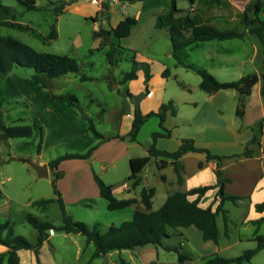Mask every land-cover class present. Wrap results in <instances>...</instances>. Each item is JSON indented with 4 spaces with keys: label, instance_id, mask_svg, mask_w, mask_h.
Here are the masks:
<instances>
[{
    "label": "rangeland",
    "instance_id": "374dc122",
    "mask_svg": "<svg viewBox=\"0 0 264 264\" xmlns=\"http://www.w3.org/2000/svg\"><path fill=\"white\" fill-rule=\"evenodd\" d=\"M47 1L57 3L61 0H39L38 5L45 4ZM63 1L66 0L61 2ZM94 1L77 0L75 4L66 9L65 13L59 14L60 18H57L53 10L50 12L45 10L28 11L15 0H3L4 6L10 7V9L0 12V37H12L40 53L69 55L75 58L80 66V73L53 79L50 87L53 92L56 89L64 96H76L83 112L93 120L97 131L107 139L126 131V124H123V115L121 114L129 112L131 106L128 102L133 104V100L128 98V95H124L128 89L120 83L124 76L132 70L133 61L138 62L140 57L152 60V64L148 63L151 65L153 76L156 77L153 84L155 99H160L163 96L165 103L178 101L176 95L181 94L178 81H184L193 88V92L190 93L193 97L205 96L199 87L200 77L192 71L176 66V60L172 55L169 27L161 28L166 31L154 27L151 10L154 6H158L156 2L151 5L129 4L120 11L113 7L122 5L117 0ZM108 1L110 2L109 13L103 10V5ZM159 1L161 10L156 15H159L158 18H165L172 8V3L169 1V10V7L166 6L167 0ZM202 1L199 0V2ZM176 3L180 9L190 7L188 0H176ZM218 3L220 4L221 1ZM59 5L60 3L56 6ZM137 15H141L142 19L133 28L128 38L121 40L111 38L104 43H100L94 38V34L99 29L111 31L113 25L120 19ZM175 17L185 21L189 15L182 11ZM261 18L264 16L261 15ZM137 19L139 20V18ZM56 21L58 22L56 23ZM3 22L19 23L28 26L31 30L7 28L2 25ZM202 22L192 20V24L196 25H201ZM240 23V25L231 26L227 30L241 32L245 25L244 20ZM54 24L58 30V39L47 42L45 38L50 34ZM235 42V44H239L238 41ZM257 47L258 50L250 44H246L245 47H238V45L228 47L232 55L246 61L240 65V69L235 72L232 70L230 74L216 79L220 82L230 83L254 74L256 71L260 74L262 71L260 56L263 47L260 42ZM109 52L114 54V65H111L108 60L107 53ZM194 52L193 55L188 52L187 56L181 54V58L186 63L194 64L211 73L208 69L209 62L205 60L203 51ZM162 66H166L173 74L172 78L168 80V84L161 83L158 78V72ZM177 68H179V72L175 73ZM141 69L143 70V68ZM33 74L34 71L31 69L17 67L6 74L0 84V98L3 102L5 123L11 126L19 122L21 125L31 126L34 131V135L29 139H11L8 145L0 142V222H10L17 236L24 237L30 243L36 244L39 235L27 222L29 215L37 217L42 222H51L57 226L63 223L62 212L57 201L51 203L44 212L33 207L35 201L57 200L52 185L55 179L54 174L41 179L30 165V162L38 160L41 129L43 130V159L48 161H53L66 154L85 155L92 147L98 146L100 141L90 132L88 123L81 117V112L78 109H72L73 111L70 113L58 108H53L51 113L47 111L45 106L49 103L41 95L43 92L41 86L33 81ZM83 76L91 80L83 82ZM116 85H118V89L114 90ZM257 85L262 88V81ZM141 86L142 84L138 83L134 89L139 90ZM229 92L230 95L222 96V100L227 103L220 111V114H226L228 117L232 113V108L239 104V94L233 95L234 91ZM259 100L264 104L261 92L258 97L253 89L251 96L246 100V112L248 109L250 112L246 122H250L258 116ZM153 102L150 101L148 107L153 106ZM75 114L78 118L75 117ZM215 130L222 131L223 128L219 127ZM161 131L160 119L152 117L142 126L137 142L133 143L128 140L123 146L121 142L112 138L94 153L93 158L62 163L60 170L64 173V177L58 183V191L62 195L67 212L75 221L85 223L90 227L98 226L102 232H105L112 225L120 226L122 223L132 220L135 213L134 207L120 211L108 210V202L100 197L94 176H99L107 185L113 186L117 199L134 198L136 193H128L123 186L125 183L128 184L127 179L131 174L129 157L147 156L149 148L154 144L153 134ZM227 131L235 130L229 128ZM238 132L243 134L253 132L254 141L246 145V148L251 150L252 146L260 143L261 137L264 139V119L254 127L244 128L242 126ZM171 142L168 139L162 144ZM94 158L95 161L89 163ZM20 160H24V162ZM113 161L116 162L112 164ZM183 162L191 180L195 179V182L190 184L201 182L219 186L225 178L223 172L219 178L217 172L211 168H208V171L199 177L196 155L185 158ZM208 166L211 167V165ZM249 169L252 170V173H248ZM242 172L246 175H244L245 180L234 176L236 173L241 174ZM227 173L236 179L234 185L228 187V192L245 196L254 187L250 177L254 178L256 174H260V170L257 163H251L243 165L242 168L228 170ZM141 183V186L137 188V195H140V191L144 187L155 188L157 191L153 200V211L159 210L168 195L173 194L181 187L177 183L174 169L159 170L157 159L154 158L146 167ZM211 194L213 195L207 199L204 206L217 209L218 192ZM245 204V201H242L240 207H235L231 202L226 204L232 220L229 224V237L225 236L222 215L218 216L221 234L220 245L203 241L201 233L194 227L177 230V234L170 229L171 238L164 240V247L157 248L160 252L158 260H155L156 247L146 246L134 251H114L94 260L92 264H118L121 258L131 264H206L205 257L215 254L226 258H237L245 251L257 246L255 241H251L256 234L257 226L240 225V221L248 215ZM258 234L264 236V224L259 227ZM166 247L178 248L180 254L189 259L180 263L179 254L167 251ZM94 251V245H88L86 238L81 235L55 233L42 249V260L43 264H86L91 260ZM24 264H31L26 256H24ZM245 264H264V252L250 263Z\"/></svg>",
    "mask_w": 264,
    "mask_h": 264
},
{
    "label": "trees",
    "instance_id": "16d2710c",
    "mask_svg": "<svg viewBox=\"0 0 264 264\" xmlns=\"http://www.w3.org/2000/svg\"><path fill=\"white\" fill-rule=\"evenodd\" d=\"M18 4L24 6L28 11H40L36 5L37 0H15ZM121 4H136L147 0H117ZM220 2L221 0H214ZM77 0H68L60 3L53 11L56 17L59 14L65 13L67 7L75 4ZM190 5L195 4V0H188ZM172 8L169 14L163 18H158L159 28L169 27V34L172 46V55L176 60V66L184 68L188 71L194 72L201 79L200 89L208 95H215L221 91H236L239 94V104L236 110V115L243 119L246 113V100L251 96L254 87L262 81L261 96L264 100V20L261 15L264 13L263 0H251L246 7L244 23L247 32H238L235 30H221L212 25H196L192 24V20L187 17L176 18L175 15L181 13L182 10L177 8L176 0H171ZM54 6L49 3L48 7ZM9 9L4 6L3 0H0V12ZM105 12L110 11V2L103 5ZM110 16L108 15V18ZM57 23V21H56ZM138 24L135 17H127L121 21L116 28L111 31L99 29L95 34V39H102L106 42L113 38L116 40L128 38L133 28ZM187 24V25H186ZM2 25L7 28L16 30L30 31L31 28L23 26L19 23L3 22ZM188 33V34H187ZM255 37L263 47L260 56V65L262 67L261 73H254L242 77L236 82H220L216 77L209 73L206 69L186 63L179 53L187 48H193L200 44L211 41H233L243 40L246 36ZM58 39V30L56 24L51 28L50 34L45 38L47 42ZM108 60L111 65H114V54L107 53ZM144 66V67H143ZM21 67L31 69L34 71L32 76L33 81L43 88H48V81L67 77L71 74L80 73V66L77 60L69 55H53L47 53H40L32 47L15 40L12 37H0V84L6 74L11 72L14 68ZM143 68L145 74V90L141 94L134 96L128 90V98L133 100L134 104V120L132 128L126 136H117L115 139L122 141L129 140L130 142H137L138 135L142 126L152 117L160 119L161 132L153 134L154 144L149 148L148 155L145 157L133 158L130 160L131 174L127 181L131 184V189H136L141 185L142 173L150 164L152 158L161 159L159 169L164 170L171 165L177 175V183L182 185L184 182L185 166L182 159L189 153L202 154L206 156L207 162H216L217 174L220 178L222 175V165L226 160L251 158L252 150L246 148L243 154L232 156H219L212 154L208 149H202L195 146L193 140H183L180 148L175 152L161 151L156 147V142L160 138H170L171 132L164 127L166 116L169 111L176 115V109L172 101L163 104L157 112H150L143 114L140 104L150 95L149 82L153 75L151 67L148 63H138L133 61L132 70L127 73L121 85L126 86L129 82L138 79V70ZM162 77L167 79L170 77V70L166 69ZM86 76L82 77L83 82L90 81ZM69 107L76 108L81 112L82 118L88 123L90 132L100 141L98 146L92 147L85 155L82 154H66L58 157L50 162L55 179L52 183L54 193L57 200H40L33 203L39 211H46L48 206L57 201L59 203L63 223L60 226L54 225L51 222H42L37 217L29 215L27 222L38 232V241L36 244L30 243L26 238L17 236L13 225L10 222H0V244L8 248L7 254H0V264H3L7 258L8 264H20V251H32L37 259L40 261V250L45 242L50 238V232L66 233L68 235H81L86 238L87 244L94 245L95 251L91 260L86 264H92L94 260L100 259L111 252L118 251H134L138 248L146 246L162 247L163 241L170 238L169 229L177 230L179 228L195 227L202 234V239L205 242H213L216 245L220 241V230L218 226V216L222 215L225 225V236H229L228 226L229 217L227 211L224 209L226 202H231L237 205L241 200L240 197L230 196L225 193V186L230 180L223 179L219 186H206L193 188L187 192L177 191L171 194L164 205L157 211L152 210L153 199L156 196L155 188H143L140 194V202L137 199H117L113 193V187L107 185L99 176L95 175L94 179L99 189V195L102 199L108 202L109 211H120L136 206L140 203L143 209H136L131 221L122 223L120 226L112 225L105 232H102L98 226L90 227L85 223L75 221L73 217L67 212L62 195L58 191V182L64 177V173L59 169L61 164L70 160H89L94 153L99 149L100 145L110 141L105 138L96 129L93 120L83 112L80 102L74 95L54 96ZM34 135L33 128L27 125H21L19 122L8 126L4 121L3 102L0 98V142L8 145L11 139H29ZM254 141V140H253ZM43 144V130L41 129V140L38 145V153L41 152ZM170 161V163H169ZM198 169H204V163H198ZM165 180V177H163ZM218 190V197L220 203L216 211L211 207L202 208L200 206L201 198L214 189ZM191 197H196L195 200L190 201ZM257 213H264V202L255 206ZM257 226L254 241L257 243L256 248L245 251L237 258H226L217 254L205 257L206 264H245L250 263L261 251L264 250V236L258 234L259 227L264 223V218L253 221ZM169 252H176L179 254V262L184 263L189 258L180 254L178 248H167ZM118 264H130L127 260L121 258Z\"/></svg>",
    "mask_w": 264,
    "mask_h": 264
},
{
    "label": "crops",
    "instance_id": "0c3cea01",
    "mask_svg": "<svg viewBox=\"0 0 264 264\" xmlns=\"http://www.w3.org/2000/svg\"><path fill=\"white\" fill-rule=\"evenodd\" d=\"M38 1L39 0H37L36 5L40 8L41 11L45 10L47 12H50L51 10H53L56 7L57 4L61 3L62 0L60 2H57V3L52 2V1H47L45 4H41V5H38ZM66 1H68V0H66ZM169 1L171 2V0L166 1V6H168V7H169ZM250 1L251 0H221V3L219 4L218 2H216L214 0H203L202 2H199V0H195V4L190 5V7L188 9H180L178 6H177V8L179 10H182L184 14L189 15V17L192 20L198 21V22L203 21L201 23V25H212L218 29L227 30V28H229L231 26H237V25L241 24L240 22L242 20H244V18H245L246 7L250 3ZM50 2L53 3L54 6L48 7V4ZM94 2H96V0ZM153 2H156V4L158 5V6H154L153 9L151 10V13L153 14V16H152L153 21H154L153 23H154V27L156 29L160 30L161 28H159L158 22H157L159 15H156V13H158L161 10V7L159 5L160 1L159 0H147L144 2L136 3V4L151 5V3H153ZM93 4H95V3H93ZM127 5H129V4H122L120 7H118V5L113 6V7L117 8V10L121 11V10L125 9V7ZM158 8H160V9H158ZM9 9H10V7H9ZM100 9H99V11H100ZM169 10H170V7H169ZM262 15L264 16V13ZM57 18H60V17H57ZM135 18L136 19L139 18V20L137 19L138 23L142 19L141 15H137ZM111 19H112V17H111ZM125 19H120L116 24L113 25V29L116 28L117 25ZM262 19L264 20V18H262ZM161 30H164V29H161ZM164 31H166V30H164ZM241 32H247L245 25H243ZM97 40H99V42L102 43V39H97ZM235 41H238L239 44H235L236 43ZM258 42L259 41L255 37H252L249 35L246 36L245 39H243V40H233V41H226V42L211 41V42H206V43L200 44L199 46H196L193 48H187V49L183 50L182 52H180L179 56L181 57V54H183L184 56L185 55L187 56L188 52L191 53V55H193L195 53L194 51H203L202 52L203 56H204L205 60H207L209 62V65H210V67H208L209 71L216 78L224 77L227 74H230L232 70H233V72H235L236 70L240 69V65L242 63L244 64L246 61V60H241L240 58H237L236 56L232 55L231 50L228 47H230L232 45H238V47H240V46L245 47L246 44H250L254 47V49L258 50V47H257ZM138 62H140V63H143V62L148 63L149 62L150 64H152V60L149 58H146V57H140L138 59ZM150 67H151V65H150ZM166 69H168V68H166V66H162L158 72V78L160 79V82L163 84L164 83L168 84L169 83L168 80L170 78H172V76H173V74L170 72L169 78H167V79L163 78L162 74ZM178 69L179 68L176 69L175 73L179 72ZM151 72L153 73L152 70H151ZM255 73H258V72L256 71ZM176 77H177V75H176ZM155 79H156V77L153 76L152 80L149 82V86H150V90H151L149 97H147L141 103V110H142L144 115H146L150 112H157L163 104H166L163 96H161L160 99H155V93L153 91V84H154ZM51 81L52 80L48 81L49 87L47 89L41 87L42 91H43V92H41V95H43V97H45L47 100L46 102L49 103V105L45 106L47 111H49L51 113L53 108H58L61 111L70 113L71 111H73L72 109H76V108L69 107L67 104L55 99L54 96H64V95L58 93V91H56V89L54 92L52 91V89L50 87L51 83H52ZM144 81H145L144 71L142 69H139L138 70V79L135 81L129 82L126 85V89H128V91L131 94H133L134 96H137V95L142 93L143 89H145ZM138 83L142 84V86L139 90H135L134 86L137 85ZM178 83L181 87L180 88L181 92L179 91L181 94L176 95V98L179 99L178 101H176V102L172 101L174 103V106L176 109V115H173V113L171 111H169L167 113L166 121L164 123V127L171 132V137L158 139L156 142V147L161 151L175 152L180 148L183 140L189 139V140H193L195 142L196 147L202 148V149H208L214 155L232 156V155L243 154V152L245 151L246 145L249 142L253 141L254 134H253V132L243 134V133H239L238 130L242 126H244V128L254 127L255 124H257L260 120L264 119V104H262V102L259 100L258 106H257L258 107V116L255 117L252 121L246 122V120L248 119V116L250 115L249 109L245 113V117L243 119L239 118L236 115V110H237L238 106H235L232 108V113L229 117L226 114H224V115L220 114V111L225 107V104L227 103V101L222 100V96L223 95H230L229 91H221L215 95H208L204 92L205 96L200 95L199 98H197V97H193L192 94H190L191 92H193V88H191L189 85H187V83H185L184 81H182V82L178 81ZM200 84H201V82H199V87H200ZM260 89L261 88H259L258 85H256L254 87L255 94L258 97H259V92H261ZM236 93H238V92L234 91L233 95H236ZM150 101H154L153 106L148 107V103ZM128 103L131 106L129 109V112L127 114H121V115H123V124L124 123L126 124V131H124L121 134L116 135L115 137H112L113 139L116 138L117 136H126L132 128V123L134 120V109H135V107L130 101ZM75 117H77L76 114H75ZM219 127H222L223 130L222 131L221 130H215L216 128H219ZM229 128H233L235 131L228 132L227 130ZM112 138H110V139H112ZM168 139L170 141H172L170 144H162L163 141L168 140ZM114 140L121 142V144L123 146L125 145L126 142H128V140H126V141H122L120 139H114ZM10 141L11 140H9V142ZM259 142L260 143L251 147V150L253 152L251 158H244L243 157V158H239V159L226 160V161H224V163L222 165V172L225 176V179L230 180V182H228L225 186V193L227 195H230V196H236V197L241 198V200H239L237 202V205L233 204L235 207H240L242 205V201L246 202L245 206L248 209V215L240 221L241 226L250 225V224L254 225L252 223L253 221H257V220L264 218V213H257L255 210V206L257 204L264 202V139H263V137H261ZM103 144H101L100 147L103 146ZM43 155H44V151L42 148L41 152L38 153V160H35L33 162H35L39 165H48L49 177H50V175L53 172H52L51 168L49 167V164L52 161L44 160ZM192 155H196V160L198 161V163L199 162L204 163V169L203 170H199V169L197 170L199 177H201V174L206 173L208 171V168H211L212 170L217 171L216 162H212V161L207 162L206 156L202 155V154L189 153L183 157L182 163L184 164V162H183L184 159L189 157V156H192ZM131 159H133V158L129 157V162ZM114 160H116V159H114ZM94 161H95V158L90 160L89 163H93ZM114 162H116V161H113L112 164H114ZM160 162H161V159H157V167L159 166ZM169 163H170V161H169ZM251 163H257L258 169L260 170V174H256V176L254 178H253V176L250 177V178H252L251 179L252 182L251 181L250 182L254 185L253 190L245 196L237 194V193H229L228 187L234 185V183L236 182V179L234 176H236L240 180L241 179L245 180L246 175H245V173L242 172L241 174L236 173L234 176H232V175L228 174L227 171L231 170L233 168H239V167L242 168L243 165L251 164ZM208 165H211V167H209ZM61 166H62V164H61ZM61 166H60V168H61ZM169 168H173V167L171 165H169L166 169H169ZM166 169H164V170H166ZM161 171H163V170H161ZM144 172H145V170L143 171V173L141 175L142 181L144 178ZM248 173H252V170L249 169ZM184 176H185L184 182L181 185L180 189L177 191L187 192L193 188L213 186V185H208L207 183H201V182L190 184L191 182H195L194 181L195 179L193 181L191 180V177L187 173L186 167H185ZM60 181L58 183H60ZM123 186L125 187V190L128 193H130V192L136 193V196L134 198L131 197L129 199H137L140 202V195H137V188L131 189V184L129 182H128V184L125 183ZM144 188H146V187H144ZM142 190H143V188H142ZM218 190L219 189L217 188L216 190L210 191L204 197H202L201 201H200V206L202 208H208L209 206H204V204L207 203V199H209L211 197V195H213L211 193H213V192L217 193ZM141 191H140V194H141ZM177 191H175V192H177ZM113 193H114V187H113ZM156 194H157V191H156ZM114 195H115V193H114ZM169 196L170 195H168V197ZM167 198H166V200H167ZM195 199H196V197H191L190 201H193ZM219 203H220V199H219V202L217 203V205ZM227 203H230V202L225 203L224 209L228 213L229 224H230L232 222V220H231V215L229 214V210H227V208H226ZM133 207L135 208V211L137 208L143 209V206L140 203H138L136 206H133ZM152 210H153V206H152ZM213 211H216V209H213ZM222 220H223V217H222ZM254 226H256V225H254ZM180 229H185V228H179L177 230H180ZM224 229H225V225H224ZM177 230H173V232L177 234V232H176ZM219 230H220V228H219ZM228 231H229V235H230V227L229 226H228ZM168 232L170 234V229ZM55 233L56 232L51 231L50 232V238ZM50 238H49V240H50ZM254 238H255V236H254ZM254 238L251 239V241H254ZM49 240L47 242H49ZM47 242L44 243V245L42 246V248L40 250V261L42 264L44 263L42 260V249L44 248V246ZM209 242H211V241H209ZM220 244H221V238H220L218 245H220ZM164 246L165 245H164V241H163L162 247H164ZM157 248L158 247L155 248V260H158L159 253H160ZM169 248H172V247H169ZM263 252H264V250L261 251L257 256L261 255ZM7 253H8V248L5 246H2L0 244V254H7ZM19 256H20V260H21L20 264H24V256H26L30 260L31 264H38L37 259H36L35 255L32 251H25V250L20 251ZM3 264H8L7 258H5Z\"/></svg>",
    "mask_w": 264,
    "mask_h": 264
},
{
    "label": "water",
    "instance_id": "95a60500",
    "mask_svg": "<svg viewBox=\"0 0 264 264\" xmlns=\"http://www.w3.org/2000/svg\"><path fill=\"white\" fill-rule=\"evenodd\" d=\"M118 89V85L115 86L114 90ZM125 96L128 95V92L124 93ZM24 162V160H21ZM31 167L36 171L39 178H48L49 177V168L48 165H39L35 162H30Z\"/></svg>",
    "mask_w": 264,
    "mask_h": 264
}]
</instances>
